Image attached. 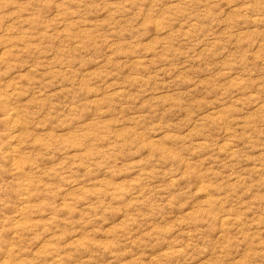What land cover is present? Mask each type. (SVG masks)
<instances>
[{"label": "rangeland", "instance_id": "374dc122", "mask_svg": "<svg viewBox=\"0 0 264 264\" xmlns=\"http://www.w3.org/2000/svg\"><path fill=\"white\" fill-rule=\"evenodd\" d=\"M0 264H264V0H0Z\"/></svg>", "mask_w": 264, "mask_h": 264}]
</instances>
